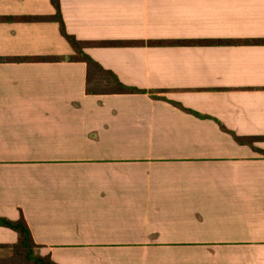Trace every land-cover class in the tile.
<instances>
[{"label": "crops", "instance_id": "obj_1", "mask_svg": "<svg viewBox=\"0 0 264 264\" xmlns=\"http://www.w3.org/2000/svg\"><path fill=\"white\" fill-rule=\"evenodd\" d=\"M60 11L77 41L141 43L84 52L146 93L86 95L82 62L0 61V218L56 264H264V155L220 128L264 138V0ZM54 14L0 0V59L73 56L57 23L23 20Z\"/></svg>", "mask_w": 264, "mask_h": 264}, {"label": "trees", "instance_id": "obj_2", "mask_svg": "<svg viewBox=\"0 0 264 264\" xmlns=\"http://www.w3.org/2000/svg\"><path fill=\"white\" fill-rule=\"evenodd\" d=\"M51 5L55 10V14L50 18H27L25 21H52L58 24L59 31L63 38L71 46L74 55L67 59L64 57H41V58H6L0 59L5 62H62L69 60L71 62H82L86 65V95H111V94H145L146 91L128 87L119 82L117 77L110 71L104 70L96 61L91 59L84 49L87 47H128L140 46L141 43L136 42H93L85 43L77 41L74 37L66 33L65 25L60 11V0H50ZM197 42H153L150 45H175V44H211ZM251 43V42H245ZM184 112L192 114L199 118H205L190 110L183 109ZM222 131L230 134L237 144L247 145L253 148L256 152L264 155V151L256 149L253 144L264 138L255 137H238L232 132L227 131L220 125ZM0 227L9 229L17 234V242L13 245H0V264H56L49 256H42L39 253V246L32 239L31 232L23 219L20 217L17 221H10L5 218H0Z\"/></svg>", "mask_w": 264, "mask_h": 264}]
</instances>
